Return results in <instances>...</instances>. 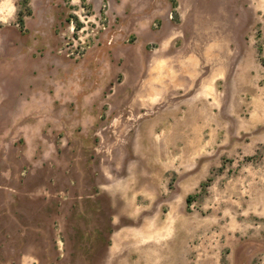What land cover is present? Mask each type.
<instances>
[{"label": "rangeland", "instance_id": "obj_1", "mask_svg": "<svg viewBox=\"0 0 264 264\" xmlns=\"http://www.w3.org/2000/svg\"><path fill=\"white\" fill-rule=\"evenodd\" d=\"M14 117L65 166L39 236L0 189V264H264V0H0Z\"/></svg>", "mask_w": 264, "mask_h": 264}, {"label": "crops", "instance_id": "obj_2", "mask_svg": "<svg viewBox=\"0 0 264 264\" xmlns=\"http://www.w3.org/2000/svg\"><path fill=\"white\" fill-rule=\"evenodd\" d=\"M166 23V22H165ZM167 25V24H166ZM36 103L31 104L32 106L27 105L23 108V111H27L28 114L31 110H39L35 109L33 106ZM12 121V122H11ZM4 120V125H6V129H0V159L2 162L7 163V161H16L20 163V167L16 172L12 168H7L0 171V177L5 179L4 185H0V189L4 192H8L12 196L11 200L15 206V212L13 213L14 220L20 225V237L28 238L29 235H40L46 228L44 226L37 224V222H42V220H47V210H49L50 219L52 216V195H53V174L52 171L59 169L61 170L65 165L63 161L60 163L52 162L50 157L54 155V153L64 155V150H59L53 144L49 143L48 145L45 143V133H44V119L37 121V123L32 124L30 122H24L19 124V120L15 117L12 120ZM21 123V121H20ZM19 127H18V126ZM34 127V134L29 135L26 132L27 136H24V142L22 147H19L17 142V136L14 134L11 136V132H14V129L9 128L11 126L18 127V134L22 131H28L29 128ZM20 131V132H19ZM29 143H34L35 146L29 148L27 145ZM27 144V145H26ZM33 145V144H32ZM14 148V152L12 156L9 153ZM11 157H15L12 159ZM7 159V161H6ZM68 165L66 164V169ZM23 175V177H22ZM60 193V192H59ZM57 193V194H59ZM58 196V201L55 203L56 215L62 212V208L64 206V201L61 199V195ZM10 204L9 199H6ZM5 202V203H4ZM2 204H6V201H3ZM39 206L42 210H44L43 219L39 218L38 215H34L32 209L34 207ZM45 248L48 252H50L52 248V235H50V239L48 244L45 245ZM20 254L23 256L19 264H53L52 259H45L38 256V254H30L29 251L22 249L19 250ZM27 253V254H26ZM108 253V257L110 260H114L111 256V245L108 246L106 252ZM58 262V261H57Z\"/></svg>", "mask_w": 264, "mask_h": 264}, {"label": "trees", "instance_id": "obj_3", "mask_svg": "<svg viewBox=\"0 0 264 264\" xmlns=\"http://www.w3.org/2000/svg\"><path fill=\"white\" fill-rule=\"evenodd\" d=\"M79 26H80V25L78 24L77 27L79 28Z\"/></svg>", "mask_w": 264, "mask_h": 264}]
</instances>
